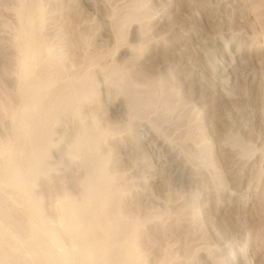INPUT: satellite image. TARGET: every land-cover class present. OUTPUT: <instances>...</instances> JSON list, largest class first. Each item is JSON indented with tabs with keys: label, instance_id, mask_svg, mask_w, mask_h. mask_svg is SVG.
<instances>
[{
	"label": "rangeland",
	"instance_id": "rangeland-1",
	"mask_svg": "<svg viewBox=\"0 0 264 264\" xmlns=\"http://www.w3.org/2000/svg\"><path fill=\"white\" fill-rule=\"evenodd\" d=\"M33 1L46 59L63 57L52 90L93 77L79 113L107 131L100 152L122 191L120 214L142 223L135 245L145 264H264V0ZM24 3L0 0V166L20 139L22 74L37 68L19 49ZM75 119L53 123L32 188L58 230L64 197L80 199L86 176L71 151ZM7 186L3 211L22 217Z\"/></svg>",
	"mask_w": 264,
	"mask_h": 264
},
{
	"label": "bare ground",
	"instance_id": "bare-ground-1",
	"mask_svg": "<svg viewBox=\"0 0 264 264\" xmlns=\"http://www.w3.org/2000/svg\"><path fill=\"white\" fill-rule=\"evenodd\" d=\"M24 4L27 25L19 34V49L31 54L37 68L30 76L22 74L25 106L13 114L20 139L17 151L6 155L0 166V183L14 191L24 214L20 217L4 212L0 199V264H145L135 245L142 223L128 221L120 214L122 191L100 152L107 131L96 121L85 124L79 113V103L95 94L93 77L74 83L69 80L71 84L64 89L52 90L51 81L63 72V57L46 59L39 35L41 6L33 0H25ZM135 18L133 14L130 20ZM119 80L128 85L124 78ZM130 103L138 107L132 100ZM64 115L81 120L71 151L82 159L86 176L81 181L80 199L64 197L66 226L58 230L47 221L32 188L47 169L53 145L52 125ZM6 151L0 146V153ZM9 227L14 228L13 234H8ZM25 235L29 242L23 240Z\"/></svg>",
	"mask_w": 264,
	"mask_h": 264
}]
</instances>
